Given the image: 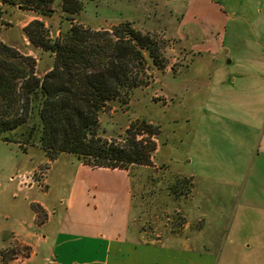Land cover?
Here are the masks:
<instances>
[{
	"label": "rangeland",
	"instance_id": "374dc122",
	"mask_svg": "<svg viewBox=\"0 0 264 264\" xmlns=\"http://www.w3.org/2000/svg\"><path fill=\"white\" fill-rule=\"evenodd\" d=\"M81 2L83 9L74 16L75 22L91 29H111L121 22H131L135 29L153 36L166 62V67L158 70L147 60V83L135 88L126 104L109 102L98 116V134L117 142L124 141L130 126L131 130H140L142 127L137 125L140 120L160 128V134L152 137L156 144L151 155L153 165H130L126 171L133 227L146 232L148 237L190 234L189 238L200 240L232 238L230 230L236 224L250 230L256 224L252 221L255 217L238 215L242 209L238 194L243 189L249 165L243 157L247 147L254 146L255 133L242 125L244 120L233 125V119L232 123L220 118L213 103L219 94V69L234 68L227 63L230 59L227 50L239 30L234 21L242 9L229 6L224 0ZM60 6L61 0H54L50 14L42 16L23 9L21 0H0V41L34 58L39 75L51 68L53 55L33 46L24 27L38 19L44 23L50 38L64 34L70 23ZM221 43L222 51L215 52L214 45ZM229 90L228 87L220 92L231 97L225 94L227 101L221 109L247 111L245 104L237 102L238 92ZM20 134L18 130L10 137L23 146L24 137ZM137 138L146 140L148 136L143 133ZM236 149L242 156H236ZM77 167L78 160L68 153L49 161L37 142L23 151L17 143L0 141V263L22 259L32 251L18 228H27L34 245L40 236H47L48 245L33 247L38 254L53 250L54 243L58 251L87 239L83 234L70 232L71 228L59 233L64 210L59 201L69 196ZM91 176L96 184L87 191L100 198L114 175L94 172ZM183 178H191L188 192L181 186ZM172 190H177L178 195ZM105 203L114 208L111 199ZM35 206L37 213L33 211ZM47 212L51 215L49 222L37 226L47 218ZM201 227L202 233L193 232Z\"/></svg>",
	"mask_w": 264,
	"mask_h": 264
},
{
	"label": "trees",
	"instance_id": "16d2710c",
	"mask_svg": "<svg viewBox=\"0 0 264 264\" xmlns=\"http://www.w3.org/2000/svg\"><path fill=\"white\" fill-rule=\"evenodd\" d=\"M53 1L21 0V5L47 16ZM60 8L70 23L64 34L50 38L38 19L24 27L33 46L53 55L44 74L36 72L34 58L0 41V141L17 143L23 151L37 142L49 161L68 153L91 168L127 171L130 165L152 166L156 150L152 137L160 134L158 126L140 120V130L130 126L124 141L117 142L98 134V116L109 102L126 104L132 91L147 83V60L158 70L166 67L161 48L149 32L135 29L131 22L111 29L75 22L74 16L83 9L81 0H61ZM18 130L23 146L10 137ZM143 133L148 138L138 139ZM189 184L191 178L181 180L187 192ZM172 193L178 195L177 190ZM37 210L35 206L33 211Z\"/></svg>",
	"mask_w": 264,
	"mask_h": 264
},
{
	"label": "crops",
	"instance_id": "0c3cea01",
	"mask_svg": "<svg viewBox=\"0 0 264 264\" xmlns=\"http://www.w3.org/2000/svg\"><path fill=\"white\" fill-rule=\"evenodd\" d=\"M224 1L229 6L240 7L242 11L234 21L239 30L227 50L230 57L227 63L234 68L219 69L218 92L220 94L228 87L238 92L237 102L245 104L247 111L226 110L228 107L222 110L220 106L227 101L225 96L231 98L226 92L216 95L213 103L220 118L233 119V125L242 124L240 121L244 120L242 125L254 130L255 144L247 147L243 157L249 165L243 189L238 194V204L242 208L238 215L255 217L252 221L256 224H252L250 230L242 224L232 226V238L229 239H192L190 234L148 237L146 232L135 229L131 224L132 196L126 170L91 168L78 161L76 177L70 182L69 196L59 201L64 207L59 233L71 228L70 232L83 234L87 239L72 248L58 251L54 243L53 250H42L38 254L33 247L49 244L47 236H40L34 245L27 228H18L32 251L28 257L16 258L6 264H264V0ZM214 46L215 52L222 51V43ZM236 151L239 157L242 153ZM94 172L114 175L100 198L87 191L95 187L91 176ZM106 199L114 201V208H109ZM42 207L45 209L44 205ZM50 218L47 212L45 221L37 226L46 225ZM193 232L202 233L203 228Z\"/></svg>",
	"mask_w": 264,
	"mask_h": 264
}]
</instances>
